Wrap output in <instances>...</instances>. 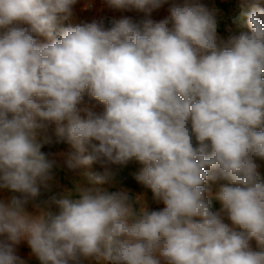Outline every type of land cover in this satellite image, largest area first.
Returning a JSON list of instances; mask_svg holds the SVG:
<instances>
[{
	"label": "clouds",
	"instance_id": "clouds-1",
	"mask_svg": "<svg viewBox=\"0 0 264 264\" xmlns=\"http://www.w3.org/2000/svg\"><path fill=\"white\" fill-rule=\"evenodd\" d=\"M77 2L0 0V190L20 194L0 195V264H25L21 241L40 264H264L260 0H243L251 10L226 41L202 0H106L143 18L61 26ZM85 94L103 110L80 107ZM52 124L73 149L69 168L95 162L104 174L85 172L89 186L30 213L52 180L50 138L38 139ZM131 160L162 210L92 186Z\"/></svg>",
	"mask_w": 264,
	"mask_h": 264
},
{
	"label": "rangeland",
	"instance_id": "rangeland-1",
	"mask_svg": "<svg viewBox=\"0 0 264 264\" xmlns=\"http://www.w3.org/2000/svg\"><path fill=\"white\" fill-rule=\"evenodd\" d=\"M172 0H170V3ZM179 2V0H176ZM202 2L211 8H215L217 11V35L222 40H227L230 36L236 35L241 29V25L244 21L243 13L251 10V5L244 3L243 0H202ZM170 4H165L160 9L152 13L151 18L153 20H160L167 15V9ZM260 7L264 8V0H260ZM122 17H130L134 21H139L143 18V13L136 11H120L113 8H110L106 0H78V2L73 6V17L71 20H65L61 22V26L67 27L69 24H83L91 23L97 21L103 24L105 28H110L111 22L113 19H120ZM26 27V25H24ZM42 39V38H40ZM80 107H89L95 112H100L103 110V105L98 101L90 98L87 94L83 97V102ZM40 140H43L45 137L54 139L57 141L58 145L69 149V152H72L73 149L65 141H59L55 135V125H49L46 132H42ZM195 144V140H194ZM138 168H142V165L138 162L134 164ZM112 171L115 173L116 165H112ZM66 174H69L71 177V185L68 186L70 189H75V186L82 184V182L88 183L87 179L83 176L85 172L91 173L93 176H102L104 174V168L101 167L99 163H92L83 168L65 169ZM113 181L115 183L113 184ZM79 184V185H80ZM120 184L119 178L113 176L110 180H106L103 184H97L96 187L103 188L108 192H113V186L118 187ZM86 187V185H85ZM5 195H12L5 192ZM63 196V195H62ZM211 202V207L213 211H220L222 207L219 204ZM155 210H157L155 208ZM152 211V210H150ZM2 239V238H0ZM252 247L256 249V242L253 240L251 242ZM16 254L25 261V264H40V262L34 255L31 253V249L28 247L26 241H21L18 245L15 246ZM81 264H92L90 261H82Z\"/></svg>",
	"mask_w": 264,
	"mask_h": 264
},
{
	"label": "crops",
	"instance_id": "crops-1",
	"mask_svg": "<svg viewBox=\"0 0 264 264\" xmlns=\"http://www.w3.org/2000/svg\"><path fill=\"white\" fill-rule=\"evenodd\" d=\"M42 135L38 137L41 139ZM43 141V140H41ZM69 149L57 145L55 149L47 155V157L54 162L53 168L51 170L52 180L48 181V187L41 186V190L46 195H64L65 190L74 191L75 189H69L68 186L71 185V177L69 174H66L65 169L68 168L66 164L67 154ZM138 162L135 160L129 161L126 165H116L115 175L116 177L122 176L124 179L120 182L118 187L113 186V192L115 191H125L130 197L136 207H139V204L136 203L137 198L140 197L143 199V203L146 204L147 209L150 210H162L164 204L160 201H156L153 198V193L149 188L137 181L136 176L140 172V168L136 167L134 164ZM120 168V170H119ZM119 170L120 173L117 171ZM261 179H264V162H261L260 168ZM80 184V182H78ZM115 181H113V184ZM89 186V184L82 182L81 187ZM96 187L95 185H92ZM209 190L208 198L210 201L217 203L222 207L221 202L216 199V193L219 188V183L209 182L206 186ZM6 190H0V195H5ZM34 204H43L36 198L34 201L30 200L27 205H25L26 211L30 213H35L36 208Z\"/></svg>",
	"mask_w": 264,
	"mask_h": 264
},
{
	"label": "flooded vegetation",
	"instance_id": "flooded-vegetation-1",
	"mask_svg": "<svg viewBox=\"0 0 264 264\" xmlns=\"http://www.w3.org/2000/svg\"><path fill=\"white\" fill-rule=\"evenodd\" d=\"M57 145H58V143H57L56 140L50 139L49 143L43 144L41 151L44 152L46 155H48L55 149V147ZM119 170H120V168H119ZM119 170H117V171L120 173ZM118 178H119L120 182L123 181V179H124L122 176H119ZM10 194L17 195V196L20 195L19 193H10ZM52 196H54V195H46V194H44L43 191L40 189V195L37 198L42 204H44V202L45 201H49ZM55 196H61V195H55ZM50 208H51V210L53 212L58 211V209L56 208L55 205H50ZM38 263H40V262H38Z\"/></svg>",
	"mask_w": 264,
	"mask_h": 264
},
{
	"label": "trees",
	"instance_id": "trees-1",
	"mask_svg": "<svg viewBox=\"0 0 264 264\" xmlns=\"http://www.w3.org/2000/svg\"><path fill=\"white\" fill-rule=\"evenodd\" d=\"M134 207H136V205H134Z\"/></svg>",
	"mask_w": 264,
	"mask_h": 264
}]
</instances>
